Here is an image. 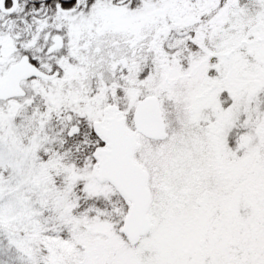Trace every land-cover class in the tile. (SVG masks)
<instances>
[{"label": "snow or ice", "instance_id": "snow-or-ice-1", "mask_svg": "<svg viewBox=\"0 0 264 264\" xmlns=\"http://www.w3.org/2000/svg\"><path fill=\"white\" fill-rule=\"evenodd\" d=\"M0 264H264V0H0Z\"/></svg>", "mask_w": 264, "mask_h": 264}]
</instances>
